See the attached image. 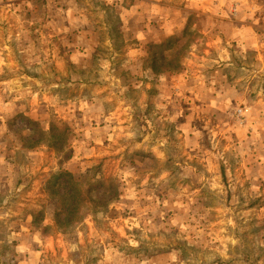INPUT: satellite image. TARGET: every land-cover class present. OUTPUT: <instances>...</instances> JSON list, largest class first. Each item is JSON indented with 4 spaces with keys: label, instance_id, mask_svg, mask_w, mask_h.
<instances>
[{
    "label": "rangeland",
    "instance_id": "rangeland-1",
    "mask_svg": "<svg viewBox=\"0 0 264 264\" xmlns=\"http://www.w3.org/2000/svg\"><path fill=\"white\" fill-rule=\"evenodd\" d=\"M258 5L260 0H257ZM31 4V7L29 5ZM156 7L160 9L161 14H167L169 20H175L177 23L181 18L186 17L183 36L186 42L181 46V41L177 38L176 43L171 44L168 49H178L181 53H186L192 43H197L199 51L197 58L206 60L209 56L215 55V46L220 44H230L229 51L233 49L238 51L235 41H225L220 34L221 27L228 24V20L223 21L215 17L211 11L191 10L187 11L183 4H170L169 0H114L112 5L105 3V0H0V50L5 64L11 68L5 69L3 75H0V82L13 79L20 75L26 77L20 81V86L25 89L35 91L39 87L46 86L49 83L66 84L71 83L73 74L79 77L77 84L72 89H59L62 91V99L65 107L69 102L76 103L84 99L90 101L95 93L101 98V103L97 108H101L105 115H108V109H112V115L119 116L121 125H126L124 113L121 105L123 99H117V94H110L109 90L100 85L93 79L96 76L97 62L102 56L107 55L105 41L112 42V52L115 59L111 60L114 68L125 60L129 59V54L134 57L130 69L142 71L145 67L143 61V52H149V46L152 37L162 38L161 24L164 23L159 16L149 19V13ZM103 12L104 19L100 20L99 13ZM127 14L125 19H121L122 14ZM257 18L260 13H256ZM86 20L87 23L82 21ZM215 24L216 28L208 29V25ZM194 26V28H193ZM250 27L257 37H264V19H260L258 25H252L251 21L243 25L233 18V27ZM137 32H144L147 41L144 45L136 38ZM207 33V34H206ZM9 36L12 37L9 40ZM19 36V40L16 37ZM6 45V46H5ZM185 45L188 47L183 48ZM75 51L87 53L88 70H77L72 65L68 57ZM151 54V53H150ZM247 61H242L233 57L238 68H247L252 72L261 59H264V40L258 42L256 49H250L247 53ZM32 60V68L40 67L42 61L44 69L42 72L30 71L27 61ZM50 62V63H49ZM193 73H198V69L193 62ZM172 73L165 81L164 91L169 92L177 85L186 88H194L195 74L184 75L177 72L176 69L169 68ZM67 73V75H64ZM118 76H124L122 82L129 89L125 93L128 100L136 101L140 92L133 87V77L130 72L121 73L117 71ZM205 77L207 74H204ZM215 78V91H220L223 85L225 89L229 85H234V74L228 71L222 73H213ZM144 91L148 107L145 114L149 115L154 108V101L161 94L160 82L157 79L149 81L139 79ZM39 81V84L35 83ZM205 79V83H206ZM87 85L80 88V84ZM257 81L252 80L251 86L255 87ZM261 86H264V78H261ZM236 92L243 95L247 100L249 95L255 98V92L245 94L244 90L236 86ZM198 97V92L194 95L193 91L183 94V98L178 102L179 110L183 112L177 120V124L188 125L196 132L199 137L191 136L189 139L195 147L180 148L177 139L175 126L167 123L156 125V135L160 134L162 127L167 129V135L170 137V143L173 147L170 149L169 157L165 165L153 163L145 165L141 158L140 165L136 171V184L139 185L145 179L148 173L149 188L144 196L139 198L137 212L131 213V218L135 219L140 213L148 218L153 217V207L155 201L161 202V207L156 208L155 218L152 223L159 229L160 235H165L164 225L169 219L182 218L186 227H191L195 231L190 233L196 243L188 247L187 242L183 243L172 241L171 237L166 236V243L156 244L151 249L144 251V256L151 264H168V254L176 249L183 258H195L194 264H258V260L264 258V248L259 247L264 243V129L257 128L259 139L253 141L251 131H243L235 127V121L227 113L216 110H209L206 103ZM172 100H176L175 95H171ZM51 99L46 96L45 101ZM7 102V101H5ZM39 103V98L38 101ZM22 103L17 101V106ZM235 105L236 101H232ZM168 113L173 114L172 105H168ZM37 117L41 115L39 107L33 110ZM77 119L81 118L79 110L75 112ZM151 118V117H150ZM137 127H146L138 116L133 117ZM24 120L35 127V123L26 117L23 113L17 114L13 119L6 121L8 132L4 137H0V144L5 145V149L0 151L4 155L8 165L12 168L9 173L7 168H0V214L9 209L12 215L7 221H0V239L8 232L10 226L18 234L20 225L25 223L26 213L29 212L30 205H36L46 202L50 213L49 224L46 239L48 242L47 260L45 264H97V259L92 257V249L85 240L78 252L68 251L69 245L76 242L74 235L75 228L59 229L57 222L53 217L67 207L64 197L58 195V190L51 194L48 191V181L43 176L48 165L56 162L62 163L57 158L55 150L40 153L39 159L27 161L19 153H14L12 144L9 141V135H13L21 141L24 138L20 135L21 129L17 122ZM93 126L96 121H92ZM103 121H101V127ZM209 129L215 134L217 148L214 150L209 138ZM182 139V138H181ZM26 146L35 147V144L24 141ZM122 144L123 141H118ZM245 151L246 155L241 156L240 152ZM222 153L224 159L228 160L225 165L224 160L219 159L217 153ZM137 155H140L137 153ZM109 157H114L109 160ZM105 161L108 170L112 167H119L120 157L114 155L109 148L108 142H103V147L97 149L93 145V156L87 159V163L95 168V164ZM133 165L136 164L132 161ZM30 166L33 168V177L20 175V168ZM161 168L169 173V182L160 186L152 185L151 181L159 175ZM187 169V175L185 171ZM211 169V171H209ZM215 173L221 185L225 189L223 195L209 191L205 186L207 181L213 178ZM71 176V172L67 173ZM10 176H13L11 184ZM59 177L55 180L59 181ZM111 180V177H108ZM255 183L258 188L257 193L251 191ZM21 185H24L21 191ZM52 187L55 189L56 185ZM139 190V189H138ZM154 190V195H153ZM79 194V193H78ZM80 194L78 195V197ZM59 197L60 204L55 203V198ZM8 203L5 205L4 201ZM118 199V198H117ZM167 200L169 205L174 207L163 208V202ZM101 202L93 201L85 204L79 210L80 215L92 217L89 224L85 225L93 235L100 233L101 228H109L108 221L122 228L125 235L132 232L123 226V222L130 218L128 212L117 213L114 207L109 213L102 209L107 216V221L96 220L95 212L97 205ZM121 205L117 204L116 207ZM160 211H164L163 219L160 217ZM231 220V224L227 221ZM25 227H28L25 225ZM31 231V228H28ZM135 231V230H134ZM177 229H172L176 233ZM197 233L199 237L197 238ZM109 238L118 235L115 229L108 233ZM230 236H235L241 240V246L233 248L231 244L227 245L225 251L221 241H225ZM8 249L0 251V255ZM259 252V256L256 252ZM223 253V255H222ZM44 253H41V259H44ZM208 256H214L211 261ZM186 264L189 261L186 260Z\"/></svg>",
    "mask_w": 264,
    "mask_h": 264
},
{
    "label": "clouds",
    "instance_id": "clouds-1",
    "mask_svg": "<svg viewBox=\"0 0 264 264\" xmlns=\"http://www.w3.org/2000/svg\"><path fill=\"white\" fill-rule=\"evenodd\" d=\"M105 3L112 5L114 0H105ZM170 4H183L187 11L203 10L211 11L215 17L228 20L227 25L221 27L220 34L224 36L225 41H235L238 51L233 49L231 52L230 44H220L215 46V55L209 56L206 60H199L197 52L199 51L198 44L192 43L186 53H181L178 49H161L159 45L166 43L172 38H177L181 41V46L186 42L183 36L185 19L181 18L177 23L174 19L169 20L167 14H161L160 9L153 7L149 13V19L159 16L164 21L161 24L162 38L157 39L152 37L151 43L154 45L153 50L157 54V63L155 66L152 63V56L148 52H143L144 69L138 71L130 69V65L134 57L129 54V59L125 60L117 68H114L111 60L115 59L112 52V42L105 41L107 55L102 56L97 62L96 76L93 77L100 85L106 87L110 94H117V99H123L121 105L124 113L126 125H121L118 115H112V109H108V115L104 114L101 108H97V104L101 103V98L94 93L90 101L81 99L76 103L69 102L65 107V102L62 99L63 92L56 91L59 89H72L76 86L79 77L75 74L71 77V83L59 84L49 83L46 86L39 87L35 91L25 89L20 86V81L26 79L23 76H16L13 79L0 82V137H4L8 132L6 121L13 119L17 114L23 113L26 117L35 123V127L24 120L18 121L17 126L21 129L20 135L24 138L23 141L13 135H9V141L12 144L14 153H19L27 161H32L33 166L35 161L39 159L40 153L55 150L60 163L54 161L48 165L43 176L49 182L47 187L51 194L58 190L60 196L68 198V207H64L59 217L53 219L63 225L65 228H75L74 235L76 242L68 247V251L75 253L81 248L85 240L88 241V246L92 249V257L97 259V264H151L144 256V251L151 249L154 245L165 244L166 236L171 237L172 241L183 243L187 242V246L191 247L196 243L190 233L195 230L190 226L186 227L187 221L182 218L169 219L161 227L164 228L165 235L159 234V229L152 223L155 218L156 208L161 207L159 200L155 201L153 209V217L148 218L145 214L140 213L135 219L131 218V213L137 212L139 198L144 196V193L149 188L148 173L145 179L139 185L136 184V171L143 158L145 165L157 163L165 165L170 149L173 145L170 143V137L167 135V129L162 127L160 134L156 135V123L170 124L175 126V135L180 139V144L176 147L191 148L195 147L189 139L191 136L199 137L200 133L196 132L188 125L177 124V120L183 115L179 110L178 102L183 98V94L188 91H193L194 95L198 92V97L202 102L206 103L209 110H220L235 121V127L243 131H251L253 141L259 139L257 128L264 129V86H261V78H264V59H261L259 64L255 66L252 72L247 68H238L233 57L242 61H247L248 50L256 49L258 42L264 40V37L258 38L256 33L250 27L244 26L240 28L233 27V18L242 25L251 21L252 25H258L260 19H264V0H260L258 5L257 0H169ZM31 7V4L29 5ZM260 13L257 18L256 13ZM104 13L100 12V20L104 19ZM126 13L121 15V19H125ZM87 23L86 20L82 21ZM125 19V23H126ZM208 29L216 28L217 25L210 24ZM194 28V26H193ZM207 34V33H206ZM136 38L144 45L147 41L144 32H137ZM12 37L9 36V40ZM19 40V36L16 37ZM6 46V45H5ZM163 59V64L160 58ZM69 62L75 66L77 70H88L87 53L75 51L68 57ZM171 61L177 72L184 75L193 73V62L198 69L195 74L194 88H186L177 85L171 89V95H175L176 100H172L169 92L164 91L165 81L172 75L167 65ZM40 63V67L32 68V60L27 61V66L30 71L42 72L44 63ZM50 63V62H49ZM11 68L5 64L0 50V75H3L5 69ZM162 69V70H161ZM121 73L130 72L133 77V87L140 92V96L136 101L128 100L125 93L129 89L123 84L124 76H118L117 71ZM157 70H160L159 72ZM231 72L234 74V85H229L227 89L222 85L220 91H215V78L213 73ZM204 74H207L205 77ZM67 75V73H64ZM139 79H147L152 81L157 79L160 82L161 94L152 103L154 108L149 115H146L148 104L143 95V87L139 83ZM206 79V83H205ZM252 80H256V86L252 87ZM35 83L39 84V81ZM80 88L87 85L80 84ZM244 90L245 94L255 92V98L249 95L245 100L243 95L236 92L235 88ZM46 96H51V99L45 101ZM39 98V103L37 102ZM236 103L233 105L232 101ZM7 101V102H5ZM17 101L22 103L17 106ZM168 105H172L173 114L168 113ZM37 107L41 110L39 117L33 114V110ZM79 110L81 118L77 119L75 112ZM138 116L140 121L146 124V127H137L133 117ZM96 121L93 126L92 121ZM101 121L103 126L101 127ZM182 138V139H181ZM209 138L212 148H217L215 134L209 129ZM35 144V147L26 146L25 142ZM107 141L109 148L114 155H119L120 166L112 167L108 170L107 163L100 161L95 164V168L87 163V159L93 156V145L97 149L103 147V142ZM118 141H123L119 144ZM5 149L4 144H0V151ZM139 153L140 155H137ZM240 155H246L245 151H241ZM219 159L224 160L225 165L228 160L224 159L222 153H217ZM114 157H109L112 160ZM132 161L136 164L133 165ZM0 168H7L8 172H12V168L8 165L4 155H0ZM211 171V169H209ZM71 172V176L67 173ZM20 175L28 177L29 180L33 177V168L23 166L20 168ZM187 175V169L185 176ZM111 177V180L108 177ZM59 177V181L55 180ZM14 177L10 176L9 183L11 184ZM169 182V173L166 169L161 168L160 173L151 183L155 186L167 184ZM55 184V189L52 185ZM209 191L223 195L225 189L221 185L215 173L210 181L205 185ZM24 185H21V191ZM139 189V190H138ZM251 191L258 192V188L253 183ZM80 196L72 200L71 197ZM154 195V190H153ZM118 198V199H117ZM83 200V203L81 202ZM93 201H100L95 212V219L101 222L107 221V216L102 209H106L109 213L113 208L116 212L123 214L125 211L129 213L130 218L123 222V226L128 228L132 234L125 235L122 228L116 227L111 221H108L109 228H101L100 233L93 235L85 228L89 224V219L92 217H84L77 221L75 212L82 208L85 204H90ZM8 203L7 199L4 201ZM55 203L60 204L59 197L55 198ZM121 205L116 207V205ZM163 208L171 210L172 205L168 201L163 202ZM70 210L72 215H70ZM15 213L9 209L0 214V221H7ZM160 217L163 219L165 213L160 211ZM50 213L46 202H41L36 205H30L29 212L26 213L25 223L20 225V233L18 234L13 227L10 226L8 232L0 239V251L8 249L0 255V264H45L47 260L48 242L46 239L48 230L51 229L49 224ZM72 223H69V221ZM231 224V220L227 221ZM27 225L28 227H25ZM31 228V231L28 230ZM115 229L118 235H113L109 238L108 233ZM172 229H177L176 233ZM135 230V231H134ZM199 233H197V238ZM241 240L235 236L228 237L227 240L221 241L225 251L227 245L235 249L241 246ZM259 247L264 248V243ZM41 253H44V259H41ZM223 255V253H222ZM259 256V252H256ZM215 257L208 256L207 260L211 261ZM194 264L195 258H183L180 253L173 249L168 254V264ZM258 264H264V258L258 260Z\"/></svg>",
    "mask_w": 264,
    "mask_h": 264
},
{
    "label": "trees",
    "instance_id": "trees-1",
    "mask_svg": "<svg viewBox=\"0 0 264 264\" xmlns=\"http://www.w3.org/2000/svg\"><path fill=\"white\" fill-rule=\"evenodd\" d=\"M176 41H177L176 39H170V40H168L166 43L159 45V47H160L161 49H163V48H168V47L171 46V44H173L174 42L176 43ZM175 43H174V44H175ZM186 47H188V45H185L183 48H186ZM149 48H150L149 52L151 53V56H152V63H153V65L155 66V64L157 63V59H158V57H157L156 52L153 50L154 45H153V44L150 45ZM160 62H161V64H163V59H162V57L160 58ZM167 67H168V69H169V68H173V69H175V68L173 67L171 61L168 62ZM161 70H162V69H161ZM157 71L159 72L160 70H157ZM57 194L59 195L60 193L57 192ZM78 195H79V194L77 193V195L71 197V199H72V200L77 199V198H78ZM64 199L66 200V205H67V207H68V206H69L68 203H67L68 198L64 197ZM81 202L83 203V200H81ZM97 202H100V201H97ZM79 210H80V209H78V210L75 212L76 220H77V221L82 220V219L85 217V215H90V211L88 212V214L80 215V214H79ZM61 211H62V210H61ZM61 211L59 212V214H57V218L59 217ZM72 214H73V213H72V211L70 210V215H72ZM69 223H72V221L70 220ZM57 224H58L59 229H62V227H64L63 225H60L59 223H57Z\"/></svg>",
    "mask_w": 264,
    "mask_h": 264
}]
</instances>
